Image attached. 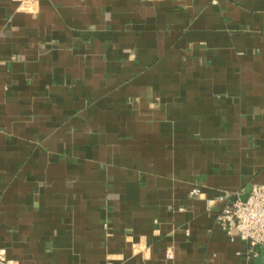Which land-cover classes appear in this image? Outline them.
<instances>
[{
	"label": "crops",
	"instance_id": "1",
	"mask_svg": "<svg viewBox=\"0 0 264 264\" xmlns=\"http://www.w3.org/2000/svg\"><path fill=\"white\" fill-rule=\"evenodd\" d=\"M37 1L0 0V250L264 264L210 202L264 184V0Z\"/></svg>",
	"mask_w": 264,
	"mask_h": 264
},
{
	"label": "built area",
	"instance_id": "2",
	"mask_svg": "<svg viewBox=\"0 0 264 264\" xmlns=\"http://www.w3.org/2000/svg\"><path fill=\"white\" fill-rule=\"evenodd\" d=\"M27 12H37V0H15ZM191 195L202 194L201 188H193ZM223 195L210 199L211 203L225 202L217 216L218 223L226 230L231 240L239 238L251 246L252 253L256 256L258 248L264 246V184H254L249 190L246 200L236 199L227 201ZM171 258L172 254L169 253ZM0 264H19L9 259L5 251L0 250Z\"/></svg>",
	"mask_w": 264,
	"mask_h": 264
},
{
	"label": "water",
	"instance_id": "3",
	"mask_svg": "<svg viewBox=\"0 0 264 264\" xmlns=\"http://www.w3.org/2000/svg\"><path fill=\"white\" fill-rule=\"evenodd\" d=\"M249 191L242 197V200H246V198L248 197Z\"/></svg>",
	"mask_w": 264,
	"mask_h": 264
}]
</instances>
